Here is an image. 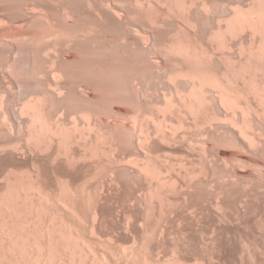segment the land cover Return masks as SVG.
<instances>
[{
	"label": "rangeland",
	"instance_id": "obj_1",
	"mask_svg": "<svg viewBox=\"0 0 264 264\" xmlns=\"http://www.w3.org/2000/svg\"><path fill=\"white\" fill-rule=\"evenodd\" d=\"M256 8L250 0H0V264H264ZM243 10L256 14V30H232ZM33 101L58 130L32 141Z\"/></svg>",
	"mask_w": 264,
	"mask_h": 264
},
{
	"label": "bare ground",
	"instance_id": "obj_2",
	"mask_svg": "<svg viewBox=\"0 0 264 264\" xmlns=\"http://www.w3.org/2000/svg\"><path fill=\"white\" fill-rule=\"evenodd\" d=\"M24 1H25V0H24ZM227 1H228V0H227ZM230 1H231V0H230ZM250 1H251V4H253L255 7H257V8H256L257 11H258V8H259V12L257 13V15H256L255 13H253V12H252V14H251V13H250L251 11L249 12L250 14H249L248 12H246L247 15L249 14V16H247V17L245 18V16L243 15L244 17L242 16V17H243V18H242L241 15H242V13L244 12V10L241 11L240 14L238 13V12H239V11H238L237 13H238V15H239V18H241L240 21H238L239 19H238V20L235 19L234 22L237 23L236 25H235V23H234L235 26H233V23H230V21H228V23L232 24L233 27L229 26L230 24H227V26H228V27H231L232 30L234 29V31H235V29L238 28V30L236 31V32H238L239 29H242L244 26L249 27V29H251V31H252V29H253V30H256L257 28L254 29V27H255L256 24H258V23H255V25H254L255 19H253V17L250 18V16H252L253 14L256 15V20H257V21H259V22L261 21V22L264 23V0H250ZM215 2H216V1H215ZM218 2H219V1H218ZM239 2H240V1H239ZM216 3H217V2H216ZM228 3H229V2H228ZM231 3H232V2H231ZM237 3H238V2H237ZM204 4H205V3H204ZM226 4H227V3H226ZM226 4H225V5H226ZM246 4H248V2H247ZM66 6H67V5H66ZM239 6H240V5H239ZM245 6H246V5H245ZM247 6H248V5H247ZM250 6H252V5H250ZM197 7H198V6H197ZM223 7H224V4H223ZM226 7H227V6H226ZM230 7H231V5H230ZM218 8H219V7H218ZM234 8H235V7H234ZM246 8H247V7H246ZM249 8H251V7H249ZM249 8H248V9H249ZM200 9H201V8H200ZM223 9H224V8H223ZM229 9H230V8H229ZM239 9H240V8H239ZM210 10H211V9H210ZM224 10H225V9H224ZM226 10H228V9H226ZM196 11H198V9H197ZM196 11H195V12H196ZM212 11H213V10H212ZM233 11H234V10H233ZM235 11H236V10H235ZM252 11H254V9H253ZM221 12H222V11H221ZM255 12H256V11H255ZM223 13H224V12H223ZM223 13H222V14H223ZM228 13H229V11H228ZM228 13H227V14H228ZM237 13H236V14H237ZM214 14H218V13L215 12ZM214 14H213V15H214ZM227 14H226V15H227ZM187 15H188V14H187ZM238 15L236 16L237 18H238ZM255 15H254V16H255ZM21 16H23V15H21ZM21 16H20V17H21ZM224 16H225V15H224ZM227 16H229V15H227ZM234 16H235V14H234ZM234 16H233V18H235ZM213 17H215V16H213ZM217 17H218V16H217ZM13 18H14V17H13ZM193 18H194V17H193ZM195 18H196V17H195ZM223 18H224V17H223ZM254 18H255V17H254ZM16 19H17V18H16ZM196 19H197V18H196ZM252 19L254 20V22H253ZM11 20H12V19H11ZM21 20H22V19H21ZM83 20H84V19H83ZM189 20H190V19H189ZM214 20H215V18H214ZM220 20H221V19H220ZM208 21H209V20H208ZM236 21H238L239 24H238V22H236ZM184 22H185V21H184ZM220 22H221V21H220ZM223 22H224V21H223ZM188 24H189V23H188ZM194 24H196V23H194ZM83 25H84V24H83ZM190 25H191V24H190ZM212 25H214V24H212ZM222 25H223V24H222ZM74 26H75V25H74ZM187 26H188V25H187ZM63 27H64V26H63ZM183 27H184V26H183ZM189 27H190V26H189ZM209 27H210V26H209ZM212 27H213V26H212ZM228 27H227V28H228ZM240 27H242V28H240ZM81 28H82V27H81ZM261 28H262V26H261ZM59 29H60V28H59ZM59 29H58V30H59ZM62 29H65V28H62ZM68 29H69V28H68ZM68 29H66V30L68 31ZM143 29H144V28H143ZM212 29H213V28H212ZM245 29H246V28H245ZM247 29H248V28H247ZM259 29H260V28H259ZM56 30H57V29H56ZM222 30H223V29H222ZM222 30H220V31H222ZM229 30H230V29L228 28L227 31H229ZM232 30H231V31H232ZM242 30H244V29H242ZM261 30H263V29H261ZM261 30H260V31H261ZM60 31H61V29H60ZM60 31H57V33H58V32L60 33ZM63 31H64V30H63ZM63 31H61V33H62ZM77 31H78V29H77ZM224 31H225V30H224ZM227 31H226V32H227ZM258 31H259V30H258ZM50 32H51V30H50ZM232 32H233V31H232ZM240 32H241V31H240ZM240 32H239V34H240ZM249 32H250V31H249ZM263 32H264V31H263ZM48 33H49V29H48V32H47L46 34H48ZM52 33H54V31L51 32V33H49L48 36H50ZM57 33H56V34H57ZM64 33H65V31H64ZM66 33H67V32H66ZM115 33H116V32H115ZM217 33H219V32H217ZM229 33H230V32H229ZM243 33H244V32H243ZM254 33H255V32H254ZM256 33H257V32H256ZM54 34H55V33H54ZM213 34H214V33H213ZM230 34H231V33H230ZM234 34H235V33H234ZM236 34H237V33H236ZM220 35H221V34H220ZM222 35H223V34H222ZM241 35H242V34H241ZM261 35H262V34H261ZM45 36H46V35H45ZM52 36H53V35H52ZM255 36H256V35H255ZM257 36H260V35H257ZM46 37H47V36H46ZM58 37H59V36H58ZM224 37H225V36H224ZM229 37H230V36H229ZM250 37H251V36H250ZM243 38H244V37H243ZM56 39H57V38H56ZM230 39H231V38H230ZM233 39H235V38H233ZM251 39H252V38H251ZM50 40H51V38H50ZM217 40H218V39H217ZM41 41H42V40H41ZM41 41H39V42H41ZM83 41H84V40H83ZM83 41H82V42H83ZM215 41H216V40H215ZM230 41H231V40H230ZM234 41H235V40H234ZM252 41H253V40H252ZM252 41H250V42H252ZM58 42H59V41H58ZM223 42H224V41H223ZM257 42H258V41H257ZM44 43H45V42H44ZM46 43H47V42H46ZM64 43H65V42H64ZM185 43H186V41H185ZM220 43H221V42H220ZM226 43H227V42H226ZM228 43H229V41H228ZM248 43H249V42H248ZM224 44H225V42H224ZM234 44H235V43H234ZM263 44H264V43H263ZM29 45H30V44H29ZM43 45H44V44H43ZM43 45H42V46H43ZM45 45H46V44H45ZM45 45H44V47H46ZM58 45H59V44H58ZM225 45H226V44H225ZM247 45H248V44H247ZM252 45H253V44H252ZM27 46H28V45H27ZM42 46H41V48H44V47H42ZM48 46H49V44H47V47H48ZM51 46H52V45H51ZM83 46H84V45H83ZM143 46H144V45H143ZM188 46H189V45H188ZM216 46H217V45H216ZM248 46H249V45H248ZM263 46H264V45H263ZM28 47H30V46H28ZM32 47H33V46H32ZM177 47H178V46H177ZM237 47H239V46H237ZM240 47H241V46H240ZM240 47H239V48H240ZM39 48H40V47H39ZM50 48H51V47H50ZM50 48L48 49L49 51L53 50V47H52L51 50H50ZM175 48H176V47H175ZM218 48H219V47H218ZM225 48H226V47H225ZM249 48H250V47H249ZM85 49H86V48H85ZM140 49H141V48H140ZM22 50H23V49H22ZM22 50H21V51H22ZM25 50H26V49H25ZM44 50H45V49H44ZM48 50H47V51H48ZM54 50H57V49L55 48ZM83 50H84V49H83ZM27 51H28V50H27ZM34 51H37V50H34ZM40 51H42V50H40ZM45 51H46V50H45ZM87 51H88V50H86V52H87ZM182 51H183V50H182ZM23 52H24V51H23ZM37 52H38V51H37ZM51 52H52V51H51ZM115 52H116V51H115ZM118 52H119V51H118ZM184 52H185V51H184ZM195 52H196V51H195ZM260 52H261V51H260ZM24 53H25V52H24ZM33 53H34V52H33ZM87 53H88V52H87ZM141 53H142V52H141ZM233 53H234V52H233ZM250 53H251V52H250ZM256 53H257V52H256ZM26 54H28V52H27ZM29 54H30V53H29ZM54 54H55V52H54ZM187 54H188V53H187ZM245 54H246V53H245ZM248 54H249V53H248ZM31 55H32V54H31ZM116 55H117V53H116ZM185 55H186V53H185ZM194 55H195V54H194ZM231 55H232V54H231ZM235 55H236V54H235ZM53 56H54V55H53ZM83 56H85V52H84V55H83ZM120 56H121V55H120ZM195 56H196V55H195ZM226 56H227V55H226ZM254 56H255V55H254ZM48 57H49V56H48ZM51 57H52V56H51ZM117 58H118V57H117ZM132 58H133V57H132ZM218 59H219V58H218ZM222 59H223V58H222ZM236 59H237V58H236ZM253 59H254V58H253ZM263 59H264V58H263ZM19 60H20V59H19ZM56 60H57V59H56ZM127 60H128V59H127ZM226 60H227V59H226ZM249 60H250V59H249ZM256 60H257V59H256ZM20 61H21V60H20ZM29 61H30V60H29ZM38 61H39V59H38ZM45 61H47V60H45ZM45 61L43 60V62H45ZM49 61H50V60H49ZM53 61H54V60H53ZM58 61H59V60H58ZM82 61H83V60H82ZM118 61H119V60H118ZM192 61H193V60H192ZM214 61H215V59H214ZM227 61H228V60H227ZM39 62H42V61L40 60ZM71 62H72V61H71ZM80 62H81V61H80ZM80 62H79V63H80ZM83 62H84V61H83ZM196 62H197V61H196ZM198 62H200V61H198ZM215 62H216V61H215ZM236 62H237V61H236ZM257 62H258V61H257ZM257 62H256V63H257ZM17 63H18V62H17ZM52 63H53V62H51V64H52ZM54 63H55V62H54ZM75 63H76V61H75ZM127 63H128V62H127ZM129 63H131V62H129ZM200 63H201V62H200ZM246 63H247V62H246ZM249 63H250V62H249ZM263 63H264V62H263ZM20 64H21V63H20ZM37 64H38V63H37ZM45 64H46V62H45ZM48 64H50V62H49ZM83 64H84V63L80 64V66H82ZM86 64H87V63H86ZM86 64H84V65H85L84 68L86 67ZM121 64H122V63H121ZM176 64H177V63H176ZM193 64H194V62H193ZM21 65H22V64H21ZM54 65H55V64H54ZM58 65H59V64H58ZM70 65H71V64H70ZM114 65H116V64H114ZM119 65H120V64H119ZM125 65H126V64H125ZM128 65H129V64H128ZM128 65H127V66H128ZM218 65H219V64H218ZM30 66H31V65H30ZM43 66H44V65H42V67H43ZM47 66H48V65H47ZM63 66H64V65H63ZM63 66H62V67H63ZM80 66H79V67H80ZM104 66H105V65H104ZM117 66H118V64H117ZM188 66H189V65H188ZM220 66H221V65H220ZM220 66H217V67L219 68ZM18 67H19V66H18ZM39 67H40V66H39ZM50 67H51V65H50ZM53 67H55V66H53ZM56 67H57V66H56ZM62 67L60 66V69H61V71L63 72V71H65V70H62V69H64V68H62ZM65 67H68V64H67V66H65ZM82 67H83V66H82ZM203 67H204V66H203ZM214 67H215V66H214ZM240 67H241V66H240ZM244 67H245V66H244ZM249 67H250V66H249ZM249 67H248V69H249ZM44 68H45V67H44ZM84 68H82V69L84 70ZM126 68H127V67H126ZM129 68H130V67H129ZM131 68H133V67H131ZM135 68H136V67H135ZM178 68H179V67H178ZM196 68H197V67H196ZM218 68H217V69H218ZM18 69H19V68H18ZM39 69H40V70H38V71H41V67H40ZM42 69H43V68H42ZM49 69H50V68H49ZM58 69H59V68H58ZM60 69L57 70V69L51 68V73H55V74H57V73H59L58 71H60ZM77 69H78V68H77ZM77 69H76V70H77ZM80 69H81V68H80ZM80 69H79V70H80ZM82 69H81V70H82ZM175 69H176V68H175ZM198 69H199V68H198ZM217 69H215V71H216ZM220 69H221V68H220ZM225 69H226V67H225ZM233 69H234V68H233ZM233 69H232V70H233ZM246 69H247V68H246ZM248 69H247V70H248ZM35 70H36V69H35ZM35 70H34V71H35ZM85 70H86V68H85ZM85 70H84V71H85ZM103 70H104V69H103ZM117 70H118V69H117ZM120 70H121V69H120ZM128 70H129V69H128ZM183 70H184V69H183ZM192 70H193V69H192ZM209 70H210V69H209ZM238 70H239V69H238ZM244 70H245V69H244ZM249 70H251V68H250ZM48 71H49V70H48ZM84 71H83V74H84ZM106 71H107V70H106ZM110 71H111V70H110ZM113 71L116 72V70H113ZM121 71H123V70H121ZM136 71H137V70H136ZM146 71H147V70H146ZM241 71H242V70H241ZM41 72H43V71H41ZM44 72H45V71H44ZM86 72H87V70H86ZM107 72H108V71H107ZM129 72H130V71H129ZM179 72H180V71H179ZM190 72H191V71H190ZM194 72H195V70H194ZM208 72H209V71H208ZM230 72H231V71H230ZM232 72H233V71H232ZM237 72H239V71H237ZM244 72H245V71H244ZM261 72H262V71H261ZM32 73H33V72H32ZM37 73H38V72H37ZM45 73H46V72H45ZM78 73H79V71H78ZM81 73H82V71H81ZM113 73H114V72H113ZM165 73H166V72H165ZM172 73H173V72H172ZM177 73H178V72H177ZM184 73H186V72H184ZM218 73H219V72H218ZM234 73H235V72H234ZM41 74H42V73H41ZM55 74H54V75H55ZM59 74H60V73H59ZM65 74H66V73H65ZM122 74H123V73H122ZM141 74H142V73H141ZM179 74H180V73H179ZM181 74H182V73H181ZM186 74H188V73H186ZM198 74H200V73H198ZM198 74H197V75H198ZM204 74H205V73H204ZM226 74H227V73H226ZM229 74H230V73H229ZM237 74H238V73H237ZM247 74H249V73H247ZM30 75H31V74H30ZM54 75L52 74V76H54ZM63 75H64V72H63ZM68 75H69V74H68ZM70 75H71V74H70ZM78 75H79V74H78ZM78 75H77V77H78ZM106 75H107V74H106ZM113 75H114V74H113ZM142 75H143V74H142ZM168 75H169V74H168ZM173 75H174V74H173ZM200 75H203V74H200ZM200 75H199V76H200ZM222 75H223V74H222ZM27 76H28V75H27ZM55 76H56V75H55ZM72 76H73V74H72ZM81 76H83V75H81ZM84 76H85V75H84ZM87 76H88V75H87ZM87 76H85V77H87ZM111 76H112V75H111ZM126 76H127V75H126ZM130 76H131V75H130ZM150 76H151V75H150ZM178 76H179V75H178ZM190 76H191V75H190ZM194 76H195V75H194ZM58 77H59V75H58ZM65 77H67V76H65ZM65 77H64V78H65ZM73 77H74V76H73ZM197 77H198V76H197ZM121 78H122V77H121ZM133 78H134V77H133ZM150 78H151V77H150ZM201 78H202V76H201ZM239 78H240V77H239ZM242 78H244V77H242ZM47 79H48V78H47ZM52 79H55V78H52ZM52 79H51V80H52ZM70 79H71V78H70ZM70 79H69V80H70ZM111 79H112V78H111ZM111 79H110V80H111ZM114 79H115V78H114ZM118 79H119V78H118ZM118 79H117V80H118ZM199 79H200V78H199ZM213 79H215V78H213ZM33 80H34V79L32 78V81H33ZM122 80H123V79H122ZM122 80H121V81H122ZM86 81H87V80H86ZM106 81H107V80H106ZM121 81H120V82H121ZM123 81H124V80H123ZM200 81H201V80H200ZM24 82H25V81H24ZM35 82H36V81H35ZM37 82H38V81H37ZM53 82L55 83L54 80H53ZM53 82H52V83H53ZM75 82H76V79H75ZM80 82H81V81H80ZM118 82H119V81H118ZM196 82H197V81H196ZM205 82H207V81H205ZM222 82H223V81H222ZM224 82H226V81L224 80ZM250 82H251V81H250ZM253 82H254V81H253ZM54 83H53V84H54ZM84 83H85V82H84ZM90 83H91V82H90ZM199 83H200V82H199ZM210 83H211V82H210ZM212 83H213V82H212ZM215 83H218V82L215 81ZM239 83H240V82H239ZM245 83H246V82H245ZM2 84H3V83H2ZM2 84H0V85H2ZM56 84H57V83H56ZM69 84H70V83H69ZM76 84H77V83H76ZM78 84H80V83L78 82ZM96 84H97V83H96ZM206 84H207V83H206ZM233 84H234V83H233ZM246 84H248V83H246ZM36 85H37V84H36ZM39 85H40V84H39ZM70 85H71V84H70ZM116 85H118V84H116ZM116 85H115V87H116ZM127 85H128V84H127ZM193 85H194V84H193ZM193 85H192V86H193ZM197 85H199V84H197ZM211 85H212V84H211ZM213 85H214V84H213ZM217 85H219V83H218ZM228 85H229V84H228ZM26 86H27V85H26ZM76 86H77V85H76ZM112 86H113V85H112ZM118 86H119V85H118ZM122 86H123V85H122ZM189 86H190V85H189ZM194 86H195V85H194ZM222 86H223V85H222ZM1 87H3V86H1ZM37 87H39V86L37 85ZM41 87H42V85H41ZM54 87H55V86H54ZM58 87H59V85H58ZM58 87H57V88H58ZM63 87H65V86H63ZM83 87H84V86H83ZM142 87H143V86H142ZM216 87H218V86H216ZM235 87H236V86H235ZM4 88H5V87H4ZM4 88H3V90H2V93H5V92H3V91H4ZM34 88H35V87H34ZM55 88H56V87H55ZM55 88H53L52 91L55 92V90H54ZM57 88H56V90H59V89H57ZM69 88H70V87H69ZM77 88H78V87H77ZM117 88H118V87H117ZM128 88H129V87H128ZM188 88H189V87H188ZM212 88H213V87H212ZM240 88H241V87H240ZM242 88H243V86H242ZM29 89H30V88H29ZM32 89H33V87H32ZM32 89H31V91H32ZM41 89H42V88H41ZM48 89H49V88H48ZM50 89H51V87H50ZM79 89H80V88H79ZM143 89H145V88H143ZM191 89H193V88H191ZM197 89H198V88H196V90H197ZM203 89H204V88H203ZM237 89H238V88H237ZM244 89H245V88H244ZM0 90H1V89H0ZM27 90H28V89H27ZM34 90H35V89H34ZM38 90H40V89L38 88ZM42 90H43V89H42ZM45 90H46V89H45ZM122 90H123V89H122ZM198 90H199V89H198ZM200 90H201V89H200ZM220 90H221V89H220ZM225 90H226V89H225ZM232 90H233V89H232ZM238 90H240V89H238ZM260 90H261V89H260ZM5 91H6V90H5ZM31 91L29 92V90H28L29 93H32ZM36 91H37V90H36ZM36 91L33 92V93L35 94ZM69 91H70V90H69ZM75 91H76V90H75ZM192 91H194V90H192ZM192 91L189 89V92H192ZM214 91H215V90H214ZM235 91H236V90H235ZM245 91H246V90H245ZM245 91H244V92H245ZM247 91H248V90H247ZM0 92H1V91H0ZM39 92H40V91H39ZM43 92H44V90H43ZM107 92H108V90H107ZM113 92H114V91H113ZM123 92H125V91L123 90ZM205 92H206V91H205ZM218 92H220V91H218ZM218 92H217V93H218ZM227 92H228V89H227ZM248 92H249V91H248ZM2 93H1V95H2ZM25 93L27 94V92H25ZM33 93H32V94H33ZM47 93L50 94V92H47ZM57 93H58V92H57ZM57 93H55V94H57ZM60 93H61V92H60ZM104 93H105V92H104ZM117 93H119V92H117ZM202 93H203V92H202ZM215 93H216V92H215ZM32 94H31V95H32ZM45 94H46V91H45ZM70 94H71V93H70ZM74 94H75V93H74ZM74 94H73V95H74ZM112 94H113V93H112ZM124 94H125V93H124ZM145 94H146V93H145ZM189 94H190V93H189ZM192 94H193V93H192ZM192 94H191V95H192ZM194 94H195V93H194ZM240 94H241V92H240ZM245 94H246V93H245ZM258 94H259V93H258ZM3 95H4V94H3ZM53 95H54V94H53ZM67 95H68V94H67ZM78 95H79V94H78ZM103 95H104V94H103ZM146 95H147V94H146ZM200 95H202V94H200ZM226 95H227V94H226ZM233 95H234V94H233ZM45 96H47V94H46ZM45 96H44V97H45ZM56 96H57V95H56ZM197 96H198V95H197ZM210 96H211V95H210ZM214 96H215V95H214ZM240 96H241V95H240ZM36 97H38V96H36ZM49 97H50V96H49ZM70 97L72 98L73 96H70ZM76 97H77V95H76ZM191 97H192V96H191ZM203 97H204V96H203ZM215 97H216V96H215ZM217 97H218V96H217ZM228 97H230V96H228ZM235 97H236V96H235ZM46 98H47V97H46ZM50 98H52V96H51ZM78 98H79V97H78ZM107 98H108V97H106V100H107ZM115 98H117V97H115ZM195 98H196V96H195ZM209 98H210V97H209ZM211 98H212V97H211ZM213 98H214V97H213ZM226 98H227V97H226ZM226 98H225V100H227ZM231 98H232V97H231ZM244 98H245V97H244ZM263 98H264V97H263ZM14 99H15V98H14ZM38 99H40V98H38ZM38 99L36 98V100H38ZM41 99H42V98H41ZM47 99H48V98H47ZM73 99H74V98H73ZM80 99H81V98H80ZM80 99H79V100H80ZM101 99H102V98H101ZM113 99H114V98H113ZM119 99H120V98H119ZM193 99H194V97H193ZM198 99H199L198 102H197L196 99H195V101H196V103L194 102L195 105H196L197 103L200 105V104L204 101V100H203L204 98H201V99L198 98ZM215 99H217V98H215ZM220 99H221V98H220ZM223 99H224V98H222L220 102H222ZM259 99H260V98H259ZM12 100H13V99H12ZM43 100H44V99H43ZM43 100H42V101H43ZM53 100H54V99H53ZM53 100H52V101H53ZM77 100H78V99H77ZM77 100H76V101H77ZM83 100H84V99H83ZM109 100H110V99H109ZM109 100H108V101H109ZM212 100H213V99H212ZM228 100H229V99H228ZM230 100H231V99H230ZM241 100H242V99H241ZM241 100H240V101H241ZM243 100H244V99H243ZM243 100H242V101H243ZM245 100H246V99H245ZM44 101H45V100H44ZM54 101H55V100H54ZM131 101H132V100H131ZM193 101H194V100H193ZM217 101H219V100H217ZM231 101H232V100H231ZM233 101H235V100H233ZM34 102H35V101L32 102V103H33V106L30 105V107H31V106H32V107H35V106H34ZM98 102H99V101H98ZM101 102H102V101H101ZM104 102H105V101H104ZM116 102H117V101H116ZM210 102H211V101H210ZM225 102H226V101H225ZM225 102H224V103H225ZM228 102H229V101H228ZM244 102H245V101H244ZM30 103H31V102H30ZM35 103H36V102H35ZM38 103H39V101H38ZM56 103H57V102H56ZM67 103H69V102H67ZM83 103H84V102H83ZM108 103H109V102H108ZM131 103H132V102H131ZM194 103H190V104L192 105V104H194ZM208 103H209V102H208ZM211 103L213 104V102H211ZM229 103H230V102H229ZM237 103H238V102H237ZM262 103H263V102H262ZM2 104H3V103H2ZM40 104H41V103H40ZM78 104H79V103H78ZM81 104H82V103H81ZM218 104H219V103H218ZM222 104H223V103H222ZM225 104H226V103H225ZM235 104H236V103H235ZM242 104H243V103H242ZM244 104H245V103H244ZM0 105H1V104H0ZM28 105H29V104H28ZM36 105H37V104H36ZM71 105H72V104H71ZM71 105H69V106H71ZM96 105H97V104H96ZM109 105H110V104H109ZM206 105H207V104H206ZM206 105H205V106H206ZM219 105H220V104H219ZM236 105H237V104H236ZM247 105H248V104H247ZM2 106H3V105H2ZM5 106H6V105H5ZM9 106H10V105H9ZM40 106H41V105H40ZM40 106H36L35 108H33L34 110L32 109L33 111H31V114H30V116H31V117H30V121L27 119V120L30 122V124H29L30 127L27 128V130H28V131H27V136H28L27 138H29V140L31 139L32 141H33V140H37L39 137L42 138L43 134H46V133L49 132V131L51 132V130H54V129L58 130L56 124L53 125V123H52L53 126H51V125L49 124L50 122L48 123V121L42 116V114H44V112L41 111ZM56 106H57V105H56ZM58 106H59V105H58ZM64 106H65V105H64ZM66 106H67V105H66ZM103 106H104V105H103ZM138 106H139V105H138ZM209 106H210V104H209ZM213 106H215V104H213ZM222 106H223V105H222ZM234 106H235V105H234ZM32 107H31V108H32ZM43 107H44V106H43ZM53 107H54V106H53ZM81 107H82V106H81ZM84 107H85V106H84ZM135 107H136V106H135ZM142 107H143V106H142ZM172 107H175V106L173 105V106H171V108H172ZM189 107H190V106H189ZM197 107H198V106H197ZM207 107H208V105H207ZM216 107H217V106H215V108H216ZM226 107H227V106H226ZM0 108H2V107H0ZM26 108H29V107H26ZM26 108H25V109H26ZM45 108H46V107H45ZM106 108H107V107H106ZM110 108H111V107H110ZM110 108H109V109H110ZM187 108H188V106H187ZM187 108H186V109H187ZM191 108H192V107H191ZM229 108H231V107L229 106ZM232 108H235V107H232ZM232 108H231V109H232ZM68 109H69V108H68ZM68 109H67V110H68ZM134 109H135V108H134ZM172 109H173V108H172ZM216 109H217V108H216ZM223 109H224V107H223ZM227 109H228V108H227ZM227 109H226V110H227ZM241 109H242V108H241ZM20 110H21V109H20ZM20 110H18V111L20 112ZM28 110H29V109H28ZM43 110H44V109H43ZM53 110H54V109H53ZM60 110H61V109H60ZM65 110H66V109H65ZM73 110H74V109H73ZM77 110H78V109H77ZM82 110H83V108H81V111H82ZM87 110H88V109H87ZM96 110H97V109H96ZM111 110H112V109H111ZM142 110H144V109H142ZM188 110H190V109H188ZM192 110H193V108H192ZM195 110H198V109H195ZM211 110H212V111H213V110L215 111V109H211ZM251 110H252V109H251ZM11 111H12V110H11ZM46 111H47V110H46ZM50 111H52V110H50ZM56 111H57V110H56ZM84 111H85V110H84ZM90 111H93V110H90ZM112 111H113V110H112ZM130 111H131V110H130ZM140 111H141V110H140ZM186 111H187V110H186ZM217 111H218V113L220 112L219 110H217ZM238 111H239V110H238ZM9 112H10V110H9ZM29 112H30V111H29ZM57 112H59V111H57ZM72 112H73V111H72ZM106 112H107V111H106ZM136 112H137V111H136ZM194 112H195V111H194ZM201 112H202V111H201ZM206 112H207V111H206ZM225 112H226V111H225ZM242 112H243V110H242ZM263 112H264V111H263ZM41 113H42V114H41ZM52 113H53V112H52ZM52 113H51V114H52ZM68 113H69V112H68ZM82 113H86V111H85V112H82ZM88 113H89V112H88ZM138 113H141V112L138 111ZM138 113H136V114H138ZM199 113H200V112H199ZM207 113H208V112H207ZM212 113H213V112H212ZM212 113H211V114H212ZM228 113H229V112H228ZM231 113H233V112H231ZM1 114H2V113H1ZM19 114H20V113H19ZM73 114H75V113H73ZM76 114H79V111H78V113H76ZM92 114H95V113L92 112ZM119 114H120V113H119ZM133 114H134V113H133ZM190 114H191V113H190ZM195 114H197V113H194V114H192V115L194 116ZM208 114H209V113H208ZM215 114H217V113L215 112ZM215 114H214V115H215ZM220 114H221V112H220ZM223 114H224V113H223ZM21 115H23V114H21ZM46 115H47V114H46ZM49 115H50V114H49ZM49 115H48V117H49ZM71 115H72V114H71ZM83 115H84V114H83ZM86 115H89V116H90V114H86ZM199 115H200V114H199ZM228 115H229V114H228ZM237 115H238V114H237ZM260 115H261V114H260ZM1 116H2V115H1ZM3 116H5V115H3ZM12 116H13V115H12ZM14 116H15V115H14ZM78 116H79V115H78ZM84 116H85V115H84ZM89 116H88V117H89ZM91 116H92V115H91ZM134 116H135V115H134ZM233 116H234V115H233ZM241 116H242V115H241ZM241 116H240V117H241ZM245 116H247V115H245ZM257 116H258V115H257ZM8 117H9V116H8ZM21 117H22V116H21ZM81 117H82V116H81ZM88 117H86V118H88ZM92 117H93V116H92ZM191 117H192V116H191ZM201 117H202V116H201ZM204 117H205V116H204ZM223 117H224V115H223ZM228 117H229V116H228ZM255 117H256V116H255ZM262 117H263V115H262ZM0 118H1V117H0ZM5 118H6V117H5ZM14 118H15V117H14ZM27 118H28V117H27ZM49 118H50V117H49ZM52 118H53V116H52ZM192 118H193V117H192ZM205 118H206V117H205ZM209 118H210V117H209ZM213 118H214V117H213ZM215 118H216V115H215ZM220 118H221V116H220ZM237 118L239 119V117H237ZM237 118H236V119H237ZM246 118H247V117H246ZM10 119H11V118H10ZM89 119H90V118H89ZM200 119H201V118H200ZM218 119H219V118H218ZM223 119H224V118H223ZM225 119H227V118H225ZM234 119H235V117H234ZM258 119H259V118H258ZM4 120H5V119H4ZM25 120H26V119H25ZM211 120H212V119H211ZM211 120H209V122H210ZM214 120H216V119H214ZM263 120H264V119H263ZM50 121H51V120H50ZM52 121H53V120H52ZM74 121H76V120H74ZM74 121H73V122H74ZM86 121H89V120L87 119ZM98 121H99V120H98ZM196 121H197V120H196ZM199 121H200V120H199ZM221 121H222V120H221ZM235 121H237V120H235ZM76 122H77V121H76ZM82 122H83V124H84V121H82ZM99 122H100V121H99ZM216 122H217V121H216ZM237 122H238V121H237ZM243 122H244V121H243ZM256 122H257V121H256ZM3 123H4V122H3ZM27 123H28V122H27ZM74 123H75V122H74ZM74 123H73V126L76 125V124H74ZM88 123H89V122H88ZM200 123H201V122H200ZM220 123H221V122H220ZM233 123H234V122H233ZM233 123H232V124H233ZM252 123H253V122H252ZM25 124H26V123H25ZM77 124H78V123H77ZM195 124H196V122H195ZM234 124H235V123H234ZM10 125H11V124H10ZM29 125H27V126H29ZM200 125H201V124H200ZM229 125H230V124H229ZM237 125H238V124H237ZM252 125H253V124H252ZM252 125H251V126H252ZM4 126H5V125H4ZM17 126H18V125H17ZM27 126H26V127H27ZM61 126H62V125H61ZM86 126H87V125H86ZM86 126H85V127H86ZM88 126H89V125H88ZM101 126H102V125H101ZM113 126H114V125H113ZM256 126H257V125H256ZM256 126H255V127H256ZM258 126H259V125H258ZM258 126H257V127H258ZM261 126H263V125H261ZM5 127H6V126H5ZM10 127H11V126H10ZM26 127H25V128H26ZM54 127H55V128H54ZM58 127H59V126H58ZM75 127H76V126H75ZM77 127H78V126H77ZM93 127H94V126H93ZM257 127H256V129H257ZM3 128H4V127H3ZM53 128H54V129H53ZM59 128H60V127H59ZM61 128H62V127H61ZM63 128H64V127H63ZM235 128H236V126H235ZM13 129H14V128H13ZM73 129H74V128H73ZM80 129H81V128H80ZM259 129H260V128H259ZM259 129H258V131H259ZM262 129H263V128H262ZM262 129H260V130H262ZM8 130H9V129H8ZM61 130H62V129H61ZM61 130H60V131H61ZM86 130H87V129H86ZM91 130H92V129H91ZM240 130H241V129H240ZM250 130H251V129H250ZM253 130H254V128H253ZM1 131H2V129H1ZM82 131H83V130H82ZM100 131H101V130H100ZM102 131H103V130H102ZM102 131H101V132H102ZM256 131H257V130H256ZM6 132H7V131H6ZM62 132H63V131H62ZM96 132H97V131H96ZM229 132H230V131H229ZM249 132H250V131H249ZM3 133H4V131H3ZM56 133H58V132L56 131ZM59 133H60V132H59ZM93 133H94V132H93ZM245 133H246V132H245ZM1 134H2V133H1ZM6 134H7V133H6ZM8 134H9V133H8ZM117 134H118V133H117ZM225 134H226V133H225ZM239 134H240V132H239ZM242 134H243V133H242ZM242 134H241V135H242ZM257 134H260V133L257 132ZM48 135H49V134H48ZM50 135H54V134H50ZM98 135H99V134H98ZM45 136H46V135H44V137H45ZM57 136H58V135H57ZM243 136H244V135H243ZM243 136H242V138H243ZM255 136H256V135H255ZM3 137H4V136H3ZM46 137H47V136H46ZM51 137H52V136H51ZM55 137H56V136H55ZM58 137H59V136H58ZM66 137H68V136H66ZM259 137H260V136H259ZM53 138H54V137H53ZM247 138H250V136L247 135ZM247 138H246V139H247ZM2 139H3V138H2ZM11 139H12V138H11ZM21 139H22V137H21ZM39 139H40V138H39ZM48 139H49V138H48ZM58 139H59V138H58ZM67 139H68V138H67ZM67 139H66L65 141H67ZM101 139H102V138H101ZM143 139H144V138H143ZM146 139H147V138H146ZM223 139H224V137H223ZM229 139H230V138H229ZM258 139H259V138H258ZM5 140H6V139H5ZM7 140H8V139H7ZM26 140H27V139H26ZM44 140H45V139H44ZM44 140H43V141H44ZM226 140H228V139H226ZM231 140H232V139H231ZM262 140H263V139H262ZM40 141H41V140H40ZM43 141H42V142H43ZM68 141H69V140H68ZM244 141H245V138H244ZM248 141H249V140H247V143H248ZM34 142H35V141H34ZM52 142H53V141H52ZM252 142H253V140H252ZM4 143H5V142H4ZM39 143H40V142H39ZM50 143H51V142H50ZM225 143H226V142H225ZM234 143H235V141H234ZM244 143H245V142H244ZM249 143H251V141H250ZM61 144H62V143H61ZM63 144H64V142H63ZM70 144H71V143H70ZM222 144H223V143H222ZM227 144H228V143H227ZM235 144H236V143H235ZM240 144H241V143H240ZM262 144H263V143H262ZM43 145H44V144H43ZM201 145H202V144H201ZM231 145H232V144H231ZM252 145H254V144H252ZM252 145H251V147H252ZM4 146H5V145H4ZM11 146H12V145H11ZM25 146H26V145H25ZM245 146H246V145H245ZM247 146H249V145H247ZM256 146H257V145H256ZM2 147H3V146H2ZM7 147H9V146H7ZM37 147H38V143H37ZM202 147H203V146H202ZM225 147H226V146H225ZM232 147H233V146H232ZM253 147H254V146H253ZM3 148H4V147H3ZM5 148H6V147H5ZM14 148H16V147H14ZM32 148H33V147H32ZM218 148H219V147H218ZM221 148H222V147H221ZM235 148H236V147H235ZM238 148H239V147H238ZM0 149H1V146H0ZM64 149H65V148H64ZM246 149H247V148H246ZM3 150H4V149H3ZM62 150H63V148H62ZM62 150H61V151H62ZM261 150H262V149H261ZM8 151H9V150H8ZM11 151H12V150H11ZM17 151H18V150H17ZM64 151H65V150H64ZM203 151H204V150H203ZM238 151H239V150H238ZM262 151H263V150H262ZM4 152H5V150H4ZM62 152H63V151H62ZM212 152H213V151H212ZM216 153H217V152H216ZM262 153H263V152H262ZM59 154H60V153H59ZM63 154H64V152H63ZM242 154H243V153H242ZM259 154H260V153H259ZM204 155H205V154H204ZM228 156H229V155H228ZM218 157H219V156H218ZM219 158H220V157H219ZM228 158H229V157H228ZM232 158H233V157H232ZM225 159H226V158H225ZM233 159H234V158H233ZM236 159H237V158H236ZM239 160H240V158H239ZM241 160H242V159H241ZM238 178H239V177H238ZM241 178H242V177H241ZM242 182H243V181H242ZM156 183H157V182H156ZM150 185H151V184H150ZM220 185H221V184H220ZM220 185H219V186H220ZM147 186H148V185H147ZM221 188H222V187H221ZM244 188H245V187H244ZM149 190H150V189H149ZM149 190H148V191H149ZM230 190H231V189H230ZM231 191H232V190H231ZM154 193H155V191H154ZM16 194H17V193H16ZM23 196H24V195H23ZM38 196H39V195H38ZM30 197H31V196H30ZM42 198H43V197H42ZM2 200H3V198H2ZM70 202H71V201H70ZM67 203H69V202H67ZM8 204H9V201H8ZM23 204H24V203H23ZM20 206H21V205H20ZM61 206H62V205H61ZM90 206H91V205H90ZM0 207H1V206H0ZM40 207H41V206H40ZM64 207H65V206H64ZM64 207H63V208H64ZM87 207H88V206H87ZM94 207H95V206H94ZM4 208H5V207H4ZM4 208H3V209H4ZM17 209H18V208H17ZM64 209H67V208L65 207ZM93 209H94V208H93ZM94 210H95V209H94ZM5 211H6V210H5ZM41 211H42V210H41ZM1 212H2V211H1ZM25 212H26V211H25ZM88 212H89V211H88ZM94 212H95V211H94ZM12 216H13V215H12ZM95 216H96V215H95ZM92 218H94V217H92ZM93 226H94V225H93ZM2 227H3V226H2ZM3 228H4V227H3ZM6 229H7V227H6ZM6 229H5V230H6ZM9 232H10V231H9ZM5 233H6V232H5ZM1 234H2V233H1ZM9 241H10V240H9ZM1 242H2V241H1ZM30 242H31V241H30ZM32 242H33V241H32ZM2 243H3V242H2ZM2 243H1V244H2ZM27 243H28V242H27ZM1 244H0V246H1ZM36 246H37V245H36ZM56 246H57V245H56ZM17 247H18V245H17ZM46 247H47V246H46ZM15 248H16V247H15ZM21 248H22V247H21ZM37 248H38V247H37ZM37 248H36V249H37ZM40 248H41V247H40ZM40 248H39V249H40ZM42 248H43V247H42ZM6 249H7V248H6ZM39 249H38V250H39ZM50 249H51V248H50ZM2 250H3V248H2ZM3 251H4V250H3ZM3 251H2V252H3ZM8 251H9V249H8ZM8 251H7V253H8ZM10 251H11V250H10ZM13 251H14V250H13ZM13 251H11V252H13ZM19 251H21V250H19ZM23 251H24V250H23ZM23 251H22V252H23ZM48 251H49V250H48ZM2 252H1V253H2ZM35 252H37V251H35ZM41 252H42V251H41ZM52 252H53V251H52ZM55 252H56V251H55ZM5 253H6V252H5ZM17 253H21V252H17ZM30 253H31V252H30ZM38 253H39V252H38ZM130 253H131V252H130ZM43 254H45V252H44ZM47 254H48V253H47ZM2 255H3V254H2ZM50 255H51V254H50ZM69 255H70V252H69ZM0 256H1V255H0ZM10 256H11V255H10ZM53 256H54V255H53ZM58 256H59V255H58ZM149 256H150V255H149ZM19 257H20V256H19ZM21 257H23V256H21ZM34 257H35V256H34ZM42 257H43V256H42ZM44 257H45V256H44ZM54 257H56V256H54ZM69 257H70V256H69ZM72 257H73V256H72ZM35 258H36V257H35ZM38 258H39V257H38ZM57 258H58V257H57ZM59 258H60V257H59ZM61 258H62V257H61ZM61 258H60V259H61ZM65 258H66V257H65ZM12 259H13V258H12ZM43 259H44V258H43ZM50 259H51V258H50ZM146 259H147V258H146ZM9 260H10V259H9ZM35 260H36V259H35ZM39 260H40V259H39ZM51 260H52V259H51ZM56 260H57V259H56ZM58 260H59V259H58ZM58 260H57V261H58ZM65 260H66V259H65ZM103 260H104V259H103ZM127 260H128V259H127ZM29 261H30V260H29ZM47 261H48V260H47ZM54 261H55V260H54ZM69 261H70V260H69ZM69 261H68V262H69ZM74 261H75V260H74ZM3 262H4V260H3ZM8 262H9V261H8ZM23 262H24V261H23ZM42 262H43V261H42ZM83 262H84V260H83ZM20 263H21V262H20ZM53 263H54V262H53ZM72 263H73V262H72ZM133 263H134V262H133ZM150 263H151V262H150ZM153 263H154V262H153ZM171 263H172V262H171ZM1 264H2V263H1ZM13 264H14V261H13ZM38 264H40V263H38ZM104 264H105V263H104ZM155 264H156V263H155Z\"/></svg>",
	"mask_w": 264,
	"mask_h": 264
}]
</instances>
